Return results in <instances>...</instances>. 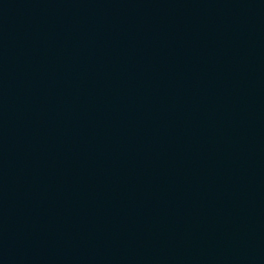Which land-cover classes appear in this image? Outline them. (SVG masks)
I'll return each instance as SVG.
<instances>
[{"label": "water", "instance_id": "1", "mask_svg": "<svg viewBox=\"0 0 264 264\" xmlns=\"http://www.w3.org/2000/svg\"><path fill=\"white\" fill-rule=\"evenodd\" d=\"M0 264H264V0H0Z\"/></svg>", "mask_w": 264, "mask_h": 264}]
</instances>
